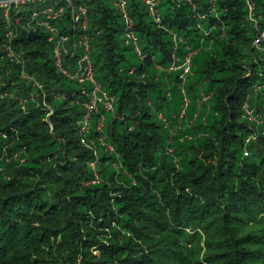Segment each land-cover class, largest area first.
I'll return each mask as SVG.
<instances>
[{
	"label": "trees",
	"instance_id": "16d2710c",
	"mask_svg": "<svg viewBox=\"0 0 264 264\" xmlns=\"http://www.w3.org/2000/svg\"><path fill=\"white\" fill-rule=\"evenodd\" d=\"M72 1L84 30L69 9L49 20L69 38L62 68L78 73L85 35L97 96L113 99L90 114L92 148L93 84L58 69L32 8L0 7V264H264V52L244 0H158V22L126 0L140 54L116 0Z\"/></svg>",
	"mask_w": 264,
	"mask_h": 264
},
{
	"label": "built area",
	"instance_id": "2783aa9c",
	"mask_svg": "<svg viewBox=\"0 0 264 264\" xmlns=\"http://www.w3.org/2000/svg\"><path fill=\"white\" fill-rule=\"evenodd\" d=\"M144 4L148 15L154 21L158 22L159 11H158V0H141ZM193 9L195 8V1L197 0H185ZM215 1L216 0H208L210 9H215ZM44 2H50L51 4H43ZM126 0H116L115 7L120 12L124 19L125 23V37L126 44H132L134 46L135 51L140 54V51L137 46V39L133 32V22L130 16L127 13L125 7ZM246 7V16L247 20L250 23L251 28L254 30L255 35L252 39V46L257 49L258 52H264V27H262L260 23L261 16L257 14L256 5L253 0H244ZM29 4H38V7L31 10L32 18L42 19L41 24H43L46 29L51 33V38L55 40V46L53 49L54 57L56 59V66L58 69L65 75H67L70 79L77 80L78 82H83L85 80L90 81L93 84V90L91 92V96L87 103H85L84 107L86 109V114L81 118L79 122L80 133H81V142L85 144L87 147L92 148V141H87L85 135L88 133L89 125H90V114L97 110V105L100 103L103 105L106 111L112 110L113 99L106 96L105 94L102 97L97 96V92L99 90V85L96 83L93 71L91 67V63L88 57V39L85 35L80 36L77 42H71V48L76 50L77 46H82L81 58L79 60L80 69L78 73L74 76H71L67 73L66 70L62 68L61 65V57L63 54L67 53L69 47H67V43H69V38L66 35L60 34L54 27L50 26L49 20H58L61 19L64 11L69 9L70 11V21L74 24H78L82 30L86 28V7L82 4L76 5L72 0H0V7L3 9V14L5 18H8L10 9L23 8V6H27ZM200 18H204V13H198ZM17 22V19H16ZM191 56L192 53H188L183 62L179 65L182 69V76L187 75L190 66H191ZM208 97L203 96V100H206ZM187 102L186 99H184ZM186 104V103H185ZM242 111L244 118L251 123H254L255 128H257V122L259 123V116L254 112V110L250 107L247 101H244L242 104ZM183 115V111L180 113V116ZM101 121L97 126V130L99 129ZM261 134L264 135V121L260 123ZM257 134L254 132L246 139V142L250 140H255ZM106 149L108 151H112V146L110 144H105ZM247 155V152H244ZM90 167L95 171L96 165L94 163H90ZM95 180L92 182L98 181L97 174H94Z\"/></svg>",
	"mask_w": 264,
	"mask_h": 264
},
{
	"label": "rangeland",
	"instance_id": "374dc122",
	"mask_svg": "<svg viewBox=\"0 0 264 264\" xmlns=\"http://www.w3.org/2000/svg\"><path fill=\"white\" fill-rule=\"evenodd\" d=\"M37 7V5H27L26 6V9H30V8H32V9H35Z\"/></svg>",
	"mask_w": 264,
	"mask_h": 264
}]
</instances>
